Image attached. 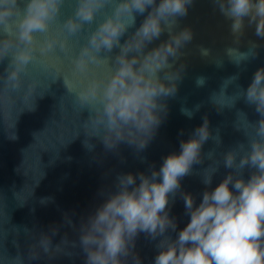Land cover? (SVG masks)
<instances>
[{
  "label": "clouds",
  "instance_id": "obj_1",
  "mask_svg": "<svg viewBox=\"0 0 264 264\" xmlns=\"http://www.w3.org/2000/svg\"><path fill=\"white\" fill-rule=\"evenodd\" d=\"M194 0H0V63L8 60L0 72V88L17 96L20 108L11 123L9 140H16V126L25 112L37 110L38 99H43L51 83L61 78L56 76L48 83L30 78L29 65H47L40 56L59 49L68 55L69 40L78 37L85 28L97 21L94 30L86 37V43L78 55L71 58L74 71L87 74L94 69H104L103 75L88 79L84 87L77 90L67 77L63 85L67 93L74 96L79 114L88 112L83 123L87 139L84 147L95 150L91 138L97 139L106 152H118L120 144L135 149L140 155L168 115L170 98H175L179 82L183 79L185 63L182 51L193 40V32L185 27L180 31L179 18L188 14ZM220 13L229 21L230 31L239 43L247 26L255 27V35L264 39V0H213ZM72 9L71 15L61 22L65 6ZM111 8L110 13L105 12ZM143 17L137 25V17ZM55 26V30H53ZM167 33L168 38L149 48ZM260 45L250 42L247 52L231 58L237 66L258 55ZM39 52L40 56L36 55ZM116 51L115 56L110 54ZM200 55L207 57L210 50L200 48ZM59 59V57H57ZM223 67V62L216 63ZM239 73L223 81L220 93L228 97L227 102L211 96L218 111L232 108L243 98L254 106L259 119L250 122L243 112V127L235 123L237 131H243L247 143L237 144L227 151H216L222 146L219 129L213 135L207 116L196 127L187 140H181L179 153L163 157L159 169L149 165V172L120 173L111 187H102L98 196L102 202L79 223L73 214L63 213L61 225L49 226V231L24 228L31 243L27 261L46 257L49 261L59 256H84V264H142L135 251L136 239L143 233L156 241L159 250L154 264H264V67L257 69L252 81L244 89L236 82ZM196 87L207 84V78L198 76ZM236 84L237 91L228 96L225 90ZM201 108L181 107V114L192 119ZM183 129L179 135L183 136ZM77 135L76 137H78ZM211 139L216 148L202 153L203 145ZM207 167L194 172V165ZM221 164L229 169L214 189L208 190L213 176ZM245 169L252 170L245 180ZM199 175L206 186L197 205L191 193L181 189V180L190 175ZM231 185V187H230ZM179 194L184 202L185 214L190 216L187 225L179 230L175 239L167 233L177 231V222L169 215L170 204ZM54 202L51 197L40 203ZM70 228L76 239H69L67 232L53 244V237L61 227ZM79 249L80 252L75 250ZM12 264H25V258L17 255L10 258Z\"/></svg>",
  "mask_w": 264,
  "mask_h": 264
},
{
  "label": "water",
  "instance_id": "obj_2",
  "mask_svg": "<svg viewBox=\"0 0 264 264\" xmlns=\"http://www.w3.org/2000/svg\"><path fill=\"white\" fill-rule=\"evenodd\" d=\"M110 11V7L105 9L107 13ZM71 13L72 9L66 5L62 10L61 22ZM103 19L104 16L98 14L96 22L90 27L86 25L78 37L70 38L71 52L68 55L57 49L47 56H40L37 50L36 55L40 56L47 68L39 63L30 64V78L41 80L45 84L56 76L61 78L51 83L50 90L43 99H38L35 112H25L20 116L16 126V140H9L6 132L13 131L10 125L16 119L21 106L20 100L0 88V264H12L10 258L17 255L25 258V264H84L82 253L71 258L59 256L52 261L42 256L40 260L28 262L31 241L25 235L24 228L35 227L37 231L48 232L49 226L63 223L65 212L74 213L72 219L79 223L81 216L86 217L102 202V198L98 196L99 190L111 187L117 174H136L141 171L148 173L150 164H154L158 170L163 157L171 153L178 154L180 141L189 139L192 131L203 123L205 116L213 135L219 129L222 146L216 148L215 143L209 139L203 145L202 153L216 148L218 154L234 147L237 142L247 143L243 131L235 129V123L242 127L244 125V117L239 112L245 113L250 122L259 119L254 106L247 105L243 98L234 107L218 111L217 106L211 102V96L216 93L217 100L227 102L229 98L220 93L221 86L226 78L237 73L239 80L236 84L247 89L255 71L264 67V39L255 35L254 25L247 26L246 18L245 33L239 43H236L230 31L231 21L220 13L213 0H194L188 8L187 16L179 18V27L176 29L180 31L188 27L193 32V40L182 50L185 55L181 61L186 65L183 79L179 82L176 97L167 101L169 110L166 119L140 154L146 157L147 162L142 163L135 155V149L124 143L119 145L118 152H106L101 142L91 138L90 142L95 145V150L89 152L83 145V141L87 139L83 123L88 112L79 114L74 96L67 93L62 77H67L79 90L88 79L98 74L103 75L105 70L102 68L83 75L76 73L70 58L78 55L80 48L86 43L87 35ZM142 19L143 17H137V25ZM167 38V33H164L149 48ZM250 42L260 45L258 55L237 67L231 58L236 59L240 53L247 52ZM200 48L210 50V55L201 56ZM229 48L236 49L231 52V58L227 52ZM116 51L118 50L110 55L114 57ZM220 62H223V67H217L216 63ZM7 63V59L0 63V72ZM198 76L207 78L206 86L196 87L195 80ZM236 84L229 85L225 94L233 95L237 91ZM197 104L201 108L192 119L181 114L182 106L191 109ZM182 129L184 134L180 136ZM77 135L79 136L76 137ZM210 163L205 159L203 165H194L193 170L199 171ZM229 171L231 170L221 164L208 190L222 182ZM251 171L245 169V180L250 178ZM181 189L191 193L198 205L206 186L202 184L199 175L193 174L181 180ZM45 197L53 198L54 202L42 205L40 201ZM170 207L169 215L176 219L177 231L169 230L167 234L175 239L179 230L190 221V216L185 214L184 202L179 194ZM65 232L69 239L77 238L65 226L53 237V244L58 243ZM158 239L153 241L143 233L137 237L135 251L142 264H154L159 251L156 247ZM75 251L80 252L79 249Z\"/></svg>",
  "mask_w": 264,
  "mask_h": 264
}]
</instances>
